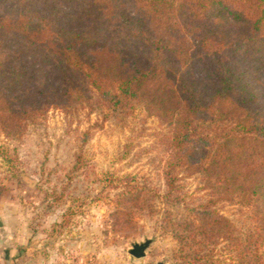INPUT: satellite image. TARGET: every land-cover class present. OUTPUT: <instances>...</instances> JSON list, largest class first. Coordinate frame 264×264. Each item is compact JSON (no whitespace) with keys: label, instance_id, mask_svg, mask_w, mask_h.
Listing matches in <instances>:
<instances>
[{"label":"trees","instance_id":"trees-1","mask_svg":"<svg viewBox=\"0 0 264 264\" xmlns=\"http://www.w3.org/2000/svg\"><path fill=\"white\" fill-rule=\"evenodd\" d=\"M93 102L140 104L166 129L163 196L183 212L161 228L190 250L177 264H264L214 208L240 196L264 213V0H0V132ZM180 175L215 199L187 203ZM123 179L115 231L152 208Z\"/></svg>","mask_w":264,"mask_h":264},{"label":"rangeland","instance_id":"rangeland-1","mask_svg":"<svg viewBox=\"0 0 264 264\" xmlns=\"http://www.w3.org/2000/svg\"><path fill=\"white\" fill-rule=\"evenodd\" d=\"M165 133L140 104L108 109L94 102L52 109L18 134L0 132V239L8 236L13 254L31 245L13 264L179 263L190 250L182 251L173 232L161 228L170 214L183 212L163 196ZM125 176L149 189L152 208L133 210L132 222L115 231L111 213ZM180 176L178 190L187 203L215 199L198 175ZM214 208L264 252L258 206L235 196L217 200ZM145 241V255L133 257L129 250Z\"/></svg>","mask_w":264,"mask_h":264},{"label":"crops","instance_id":"crops-1","mask_svg":"<svg viewBox=\"0 0 264 264\" xmlns=\"http://www.w3.org/2000/svg\"><path fill=\"white\" fill-rule=\"evenodd\" d=\"M1 226H2V223H1ZM6 229L7 228L4 225L2 230L5 231ZM6 238H8V236L4 235L2 237V240L0 239V253H1L0 257L4 264H13V260H16L15 258L19 257L22 254L27 255L28 252L31 251V247H30L31 245L28 246V243H27V244L20 245L19 250L15 254L11 253L10 241H7L8 239ZM4 245L8 246L9 249H7V247H5Z\"/></svg>","mask_w":264,"mask_h":264},{"label":"water","instance_id":"water-1","mask_svg":"<svg viewBox=\"0 0 264 264\" xmlns=\"http://www.w3.org/2000/svg\"><path fill=\"white\" fill-rule=\"evenodd\" d=\"M0 227H1V222H0ZM149 245V241H145L143 243L139 244H134L132 248L129 250V253L135 257V258H141L145 255V250ZM162 264V263H158Z\"/></svg>","mask_w":264,"mask_h":264}]
</instances>
